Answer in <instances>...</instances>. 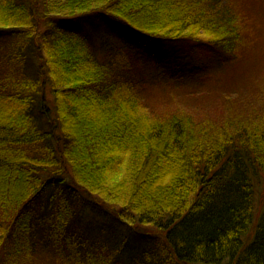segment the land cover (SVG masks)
<instances>
[{
  "label": "trees",
  "instance_id": "16d2710c",
  "mask_svg": "<svg viewBox=\"0 0 264 264\" xmlns=\"http://www.w3.org/2000/svg\"><path fill=\"white\" fill-rule=\"evenodd\" d=\"M18 1L0 5V264H121L128 237L81 232L86 208L150 238L129 264H264V68L246 1L46 0L41 19ZM108 17L168 48L174 71L100 60L104 36L56 22ZM212 52L214 71L171 63Z\"/></svg>",
  "mask_w": 264,
  "mask_h": 264
},
{
  "label": "rangeland",
  "instance_id": "374dc122",
  "mask_svg": "<svg viewBox=\"0 0 264 264\" xmlns=\"http://www.w3.org/2000/svg\"><path fill=\"white\" fill-rule=\"evenodd\" d=\"M10 1L11 0H1L0 5L4 6V3H8ZM21 1H24L26 3V6L34 11L33 14L37 19H41V17L51 15L48 11H50V6L52 3L49 1L19 0L18 2ZM239 2L247 3V7L245 8L247 17L250 16L252 18H255V22H258V24L261 25V27L259 28L258 24H256L254 21L251 22L250 20H248V27L254 24L252 33L253 37H250L251 31L249 29L248 38H253V41H251L250 39L249 40L252 44L254 43L255 45H257L255 46L257 50L256 54H258V57H261V59L257 58L255 67L260 66V68H264V66H262L261 64L264 63V0H239ZM33 8L36 9V12ZM58 20L59 21H55L57 22V24L60 23L63 29H71L76 34H79L83 38L90 39L91 41H98V39H96L97 35L104 36V38L100 40L101 42H104V47L102 46L98 48L96 53L97 57L100 60H103L105 58H120L123 60L133 58L139 61V65L146 71V73L155 72L152 77H156V73H168L174 71L173 67H170V65L166 62L172 55L168 48L153 45L152 47H145L147 49L146 50L143 45L138 44V38L135 39L132 33L128 31L126 26L120 25L118 21L112 18L108 17L100 21H75L72 23L63 21V18H59ZM35 21L38 23V25L39 23H41V21ZM47 29L50 28L47 27L46 23H41L39 30H41V32H45ZM41 32L37 31V35L40 36ZM0 42H2V40H0ZM162 45L166 46V44ZM160 58L165 61L161 62L163 65H159L157 63V61H160ZM173 58L175 60H180L182 59V55L176 54V56L173 55ZM203 58L199 60V63L188 57L186 59H182L181 61H175L171 63L176 64V66H182L185 69L187 68V70L193 67H197L198 71L200 72L205 67L208 68L207 71L209 72L214 71L216 67H221L222 65V59L219 57V55L215 54V52H212L211 55L207 57L204 56ZM241 64H243V68L245 69L247 65L245 59L243 63L237 64L234 68H239ZM35 66L36 63H34V67ZM234 68H232V70ZM222 71L226 72L227 68L223 69ZM46 95L48 99L51 98L49 91L46 92ZM176 104H178L177 101L174 103V105ZM212 115L216 116L218 114L209 112V116L213 117ZM77 226L79 227V230L81 232H84L85 234H89L92 237L102 236L104 239H107L110 242L121 243V239L128 237L127 245L120 258L121 264H129V260L132 257L141 255L144 251L147 250L148 246L151 245L150 238H148V240H145L144 238L138 237L135 234L130 235L124 228L117 227L103 221L101 218L92 213L89 208L83 210L79 217Z\"/></svg>",
  "mask_w": 264,
  "mask_h": 264
}]
</instances>
